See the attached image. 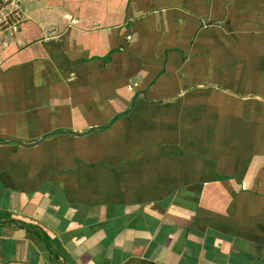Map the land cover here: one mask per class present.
Returning a JSON list of instances; mask_svg holds the SVG:
<instances>
[{"label":"crops","instance_id":"obj_1","mask_svg":"<svg viewBox=\"0 0 264 264\" xmlns=\"http://www.w3.org/2000/svg\"><path fill=\"white\" fill-rule=\"evenodd\" d=\"M0 34V264H264V0H25Z\"/></svg>","mask_w":264,"mask_h":264},{"label":"built area","instance_id":"obj_2","mask_svg":"<svg viewBox=\"0 0 264 264\" xmlns=\"http://www.w3.org/2000/svg\"><path fill=\"white\" fill-rule=\"evenodd\" d=\"M25 0H0V34H12L25 21Z\"/></svg>","mask_w":264,"mask_h":264}]
</instances>
